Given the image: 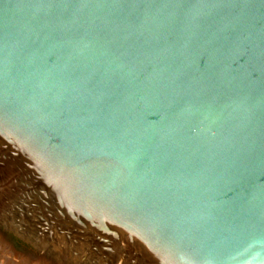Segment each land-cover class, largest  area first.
Returning a JSON list of instances; mask_svg holds the SVG:
<instances>
[{"label": "water", "instance_id": "obj_1", "mask_svg": "<svg viewBox=\"0 0 264 264\" xmlns=\"http://www.w3.org/2000/svg\"><path fill=\"white\" fill-rule=\"evenodd\" d=\"M0 253L264 264V0H0Z\"/></svg>", "mask_w": 264, "mask_h": 264}, {"label": "bare ground", "instance_id": "obj_2", "mask_svg": "<svg viewBox=\"0 0 264 264\" xmlns=\"http://www.w3.org/2000/svg\"><path fill=\"white\" fill-rule=\"evenodd\" d=\"M0 264H22V262L12 255L0 253Z\"/></svg>", "mask_w": 264, "mask_h": 264}]
</instances>
